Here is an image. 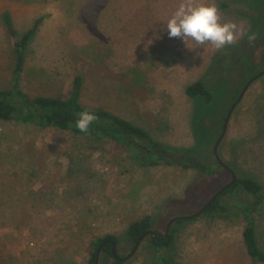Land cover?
I'll use <instances>...</instances> for the list:
<instances>
[{"label":"rangeland","instance_id":"rangeland-1","mask_svg":"<svg viewBox=\"0 0 264 264\" xmlns=\"http://www.w3.org/2000/svg\"><path fill=\"white\" fill-rule=\"evenodd\" d=\"M186 2L0 0V91L17 84L32 98H64L81 75L85 106L130 121L174 153L214 164L230 109L264 71V0H191L214 4L222 23L236 24L229 45L250 39L248 53L238 47L221 55L239 63L218 76L211 66L220 49L167 34V20ZM37 21L16 78L14 40ZM201 79L213 93L210 103L186 93ZM218 155L229 170L208 177L195 168L145 166L109 140L0 121V264H88L94 241L107 236L117 238L125 258L135 246L129 226L145 216L152 217L151 230L173 236L170 264H261L244 244L236 203L253 199L241 190L222 198L226 217L170 222L198 213L231 183L232 171L263 188L255 218L264 250V76L235 108ZM157 254L147 237L123 264H154Z\"/></svg>","mask_w":264,"mask_h":264},{"label":"trees","instance_id":"trees-1","mask_svg":"<svg viewBox=\"0 0 264 264\" xmlns=\"http://www.w3.org/2000/svg\"><path fill=\"white\" fill-rule=\"evenodd\" d=\"M224 7H226V5H224ZM7 23L9 25L10 35L15 38L16 33L8 18ZM39 25L40 21H37L35 27L25 34L22 40H14V72L16 78H18V75L23 70L25 58L24 50L31 38L35 35ZM248 40L250 41V39L244 38L239 46L226 45L219 50L211 66L212 70L215 69L218 71L216 72L217 76L223 74L227 70L229 71L239 63L238 58L234 60V58L229 57L230 62L226 61L227 59L223 61V59H220L221 55H223L224 52L230 54L234 49L239 48L241 49L240 53H248L250 50V43ZM83 87L84 78L78 75L74 80L70 94L66 97L53 98L41 96L32 98L21 91L17 84H15L12 90L0 91V121L18 122L39 128H55L62 131H71L75 134L85 135L98 140H109L116 143L127 152H130V157L134 161L149 167L176 165L183 169L195 168L208 177L218 175L220 171L225 169L219 161L214 164H202L187 155L174 153L169 148L155 141L145 129L134 125L130 121L116 116L105 109L85 106L81 102ZM186 93L191 98H202L207 103L212 102L213 99V93L205 79H201L188 86ZM85 110H91L97 116V119L92 122L87 133L80 132L75 127V120L77 119L78 113ZM239 190L253 199L251 203L245 201L236 203V210L246 223L243 239L247 253L253 263L264 264V250L260 247L256 235L257 223L255 212L263 202V188L259 182L251 177L237 178L236 183L225 190L211 204H209V202L216 194L204 204L203 207L206 208L201 215L226 217L230 212V207L222 203V198L237 193ZM188 219L190 218L178 219L175 224L181 225ZM152 226L151 216L139 218L133 221L129 226L128 236L132 242L136 244L142 236L152 229ZM155 233L161 239L149 236L150 243L158 252L154 264H170L166 250L173 244V236L167 234L162 236L159 232ZM166 236L168 237L166 238ZM106 241H113L116 245L118 244V240L114 236L96 239L94 241L95 251L88 264H95L97 251L101 245V255L104 257H100L99 264L124 263V260H117L113 256L112 245L110 243H104ZM118 256L124 258L119 253Z\"/></svg>","mask_w":264,"mask_h":264},{"label":"clouds","instance_id":"clouds-1","mask_svg":"<svg viewBox=\"0 0 264 264\" xmlns=\"http://www.w3.org/2000/svg\"><path fill=\"white\" fill-rule=\"evenodd\" d=\"M166 31L171 38H181L189 45L190 42L204 44L210 42L217 49L232 44L237 36L234 23H222L218 9L210 3H192L188 0L181 3L173 15L167 20ZM97 119L91 110L78 113L75 127L87 133L90 125Z\"/></svg>","mask_w":264,"mask_h":264},{"label":"water","instance_id":"water-1","mask_svg":"<svg viewBox=\"0 0 264 264\" xmlns=\"http://www.w3.org/2000/svg\"><path fill=\"white\" fill-rule=\"evenodd\" d=\"M264 76V71L260 72L259 74H257L252 80H250L248 82V84L245 86L244 90L242 91V93L240 94L238 100L234 103V105L232 106V108L230 109L228 115H227V118H226V121L224 123V127H223V131H222V134L219 138V140L216 142L215 146H214V154L216 156V159L217 161H219L226 170H229L226 165H224V163L220 160L219 158V155H218V147L219 145L221 144V142L223 141L226 133H227V130H228V125H229V122H230V119H231V116L235 110V108L237 107V105L241 102V100L243 99L246 91L249 89V87L251 86V84H253V82L259 80L260 78H262ZM231 174L233 175V179L231 181L230 184L226 185L225 187H223L218 193H216V195L210 200L209 204H211L218 196H220L225 190L229 189L233 184L236 183L237 181V177L235 176V173L230 171ZM206 207H204L203 209H201L198 213L194 214V215H191L189 217H177V218H174L173 220H171L170 222V225L173 224L174 222H176L178 219H187V218H190V219H193L195 217H198L199 215L202 214V212L204 211ZM148 235H152L154 238L156 239H161L160 237H157L155 231L153 230H150L148 231L144 236H142L138 242L136 243L132 253L127 256L124 260H127L129 258H131L135 252H136V249L138 248L139 244L148 236ZM168 236H166L167 238ZM104 243H110L112 245V253H113V256L117 259V260H122L121 257L118 256V252H117V245L113 242V241H106ZM101 248H102V245L99 246L98 248V251H97V256H96V261H95V264H99L100 262V256H101Z\"/></svg>","mask_w":264,"mask_h":264},{"label":"flooded vegetation","instance_id":"flooded-vegetation-1","mask_svg":"<svg viewBox=\"0 0 264 264\" xmlns=\"http://www.w3.org/2000/svg\"><path fill=\"white\" fill-rule=\"evenodd\" d=\"M203 208H204V207H203ZM203 208H202V209H203ZM149 236H152V235H148L147 237H149ZM147 237H146V238H147ZM157 237H158V236H157ZM146 238H145V239H146ZM137 242H138V241H137ZM137 242H136V243H137ZM135 245H136V244H135ZM134 247H135V246H134ZM133 249H134V248H133ZM125 258H126V257H125ZM125 258H122V260H124ZM124 261H125V260H124Z\"/></svg>","mask_w":264,"mask_h":264}]
</instances>
